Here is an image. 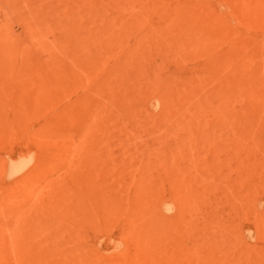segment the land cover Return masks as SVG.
I'll list each match as a JSON object with an SVG mask.
<instances>
[{
    "label": "rangeland",
    "instance_id": "1",
    "mask_svg": "<svg viewBox=\"0 0 264 264\" xmlns=\"http://www.w3.org/2000/svg\"><path fill=\"white\" fill-rule=\"evenodd\" d=\"M0 264H264V0H0Z\"/></svg>",
    "mask_w": 264,
    "mask_h": 264
}]
</instances>
